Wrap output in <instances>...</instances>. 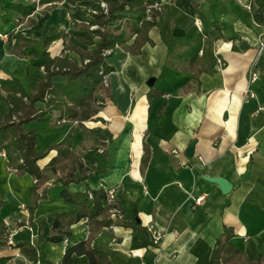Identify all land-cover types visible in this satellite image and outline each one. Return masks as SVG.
<instances>
[{"label": "crops", "instance_id": "1", "mask_svg": "<svg viewBox=\"0 0 264 264\" xmlns=\"http://www.w3.org/2000/svg\"><path fill=\"white\" fill-rule=\"evenodd\" d=\"M259 1L264 15V0ZM9 3L31 4L0 0V60L10 53L8 32L34 40L32 48L42 45L52 30L78 43L73 35L94 19L84 4L62 1L55 8L21 15L20 24L5 25L1 16ZM252 3L166 1L140 53L117 46L105 59L114 69L107 76L111 98L95 93L104 100L98 119L58 124L56 113L46 117L45 121L51 117L50 125L70 128L57 143L70 146L92 172L70 183L69 190H114L122 217L112 215V220H124L128 226H104L92 233L83 219L68 228V245L50 242L53 216L73 205L61 197L59 185L52 186L30 220L26 205L34 179L13 171L8 188L0 183V200L6 202L3 219L15 231L14 245L22 246L6 247L0 256L12 254L11 264L28 260L64 264L67 247L89 239L109 264H209L225 230L245 257H262L264 264V24L255 16ZM123 15L136 24L148 17L137 9L124 10ZM28 19L36 22L26 25ZM177 28L183 36H174ZM135 37L131 34L127 44ZM63 40L56 37L52 48H60ZM8 77L0 70V81ZM152 77L155 83L150 88L147 81ZM105 137L108 145L101 151L98 145L105 143ZM191 141H195L194 156L188 158L185 149ZM54 154L52 150L43 165ZM0 173L5 175L3 170ZM203 176L223 177L232 190L223 194ZM82 177L76 171L75 178ZM201 196L202 204L194 206V199ZM15 200L17 207L12 209ZM20 221L26 225L18 227ZM69 264L90 262L86 255L73 254Z\"/></svg>", "mask_w": 264, "mask_h": 264}, {"label": "trees", "instance_id": "2", "mask_svg": "<svg viewBox=\"0 0 264 264\" xmlns=\"http://www.w3.org/2000/svg\"><path fill=\"white\" fill-rule=\"evenodd\" d=\"M62 1L69 4L83 3V0H41L40 2L50 3L52 6ZM252 1L251 7L255 16L264 24L260 1ZM160 2L161 0H107L108 11L104 13L96 1L92 0L90 7H94L97 13L93 14L94 19L90 24L80 26L82 32L73 35L79 44L69 39L68 34L58 33L55 30H52L42 43L41 60L37 65L42 68L44 77L38 81L32 94H27L15 77L0 81V153H6L10 160L7 161L4 157L6 163L12 164L17 173L20 175L28 173L34 179V185L29 190L30 202L26 205L30 211V220L39 207V201L47 198L48 190L52 186L59 185L61 197L73 205L72 209L56 212L53 216L55 220L51 224V235L48 239L50 242L63 243L66 239L70 241L71 232L68 228L83 219L92 227V233L104 226L119 224L127 227L128 224L124 220L120 222L112 220V210L119 209L115 202L105 203L109 199L107 190H91V188H87L85 192L69 190L70 183L80 182L92 172H89L80 157L70 150V146L62 142L56 143L47 151H38L37 127L32 126V122L42 123L53 113L58 115L59 121L67 123L82 124L98 119V107L104 105V100L95 97V93L99 92L111 98L107 76L114 69L105 59L112 56L117 46L132 54L141 52L142 46L150 41L148 31L156 25V18L163 11V7H155V4ZM193 3L195 6L198 5L197 2ZM35 9L33 3L28 5L9 3L1 16V21L6 25L18 19L17 24H20L23 21L21 15L26 17ZM127 9L147 12L148 17L140 24L131 23L124 19L123 13ZM30 21L31 24L35 23L33 20ZM92 25H97V28L91 29ZM133 33H136V37L133 43L128 45L127 41ZM7 35L10 53L23 57L26 56L27 48L30 49L31 55L36 53L32 48L35 44L34 40L12 32H8ZM60 36H63V41L66 42L65 49L75 53L76 58L69 54L54 56L48 51V46ZM191 69L194 71V77L197 78L199 71L195 68L193 60ZM52 150L55 154L43 165L42 162L48 159ZM145 151L142 166L145 165L148 149L146 148ZM58 171L60 174H57ZM76 171L83 175L81 179L75 178ZM53 174L58 176L48 188L45 183ZM5 203L0 200V251L6 247L15 250L22 246V244L12 246L6 244L11 229L3 219L7 213L3 208ZM24 225H26L25 221L17 222L18 227ZM73 254L86 255L90 264H109L103 252L90 246L89 239L68 246L63 255V263H71ZM12 258V254L2 255L0 264H11ZM261 261L262 257L256 259L245 257L242 250L230 242L229 232L224 230V234L216 241L209 264H262Z\"/></svg>", "mask_w": 264, "mask_h": 264}, {"label": "rangeland", "instance_id": "3", "mask_svg": "<svg viewBox=\"0 0 264 264\" xmlns=\"http://www.w3.org/2000/svg\"><path fill=\"white\" fill-rule=\"evenodd\" d=\"M24 1L35 4L36 10H40V11L41 10L45 11V10L55 8L60 4V2H57L55 3V5L51 6L50 3L42 4L40 2L41 0H24ZM94 1H96L101 11H103L104 13L108 11L107 0H94ZM91 2L92 0L90 2H84L83 0V3L79 2L76 4H82V5L84 4L85 5L84 8L86 9V11L91 16H93V14L97 13V10L94 7H90ZM101 2H104L105 7L101 6ZM165 2L166 0L165 1L161 0V2L157 5L158 6L163 5V3ZM76 4H72V5H76ZM155 7L157 6L155 5ZM30 20H33L34 22H36L34 19H28L26 25L28 24L33 25L30 23L31 22ZM14 22H16L17 24L18 19H15ZM90 28L96 29L97 25H92ZM65 45H66V42L63 41L61 44V47L56 50L55 48L53 49L52 45L50 44L48 46V51L51 52L54 56H64L65 54H69L70 56L74 57L71 51L65 49ZM34 50L36 51L37 54L35 53L31 55L29 53L30 51L29 49L26 51V56L20 57L16 55L15 53H9V54H6L4 58L0 60V70L1 71L3 70V72L9 75L10 77H15L17 80H19V82L21 83V85L23 86L27 94H32L31 92H33V90L36 88L38 81L43 79L42 68L37 65V62L41 60L40 59L41 53L43 51L42 46L41 45L36 46ZM100 107L102 106L99 105L98 108ZM49 119H51V117L47 119L48 121H45L42 123H32V126L37 127V133H38L37 150L40 152L47 151V149L49 150L50 147H52L53 145H55L57 142L60 141V139L62 138V134L68 133L70 129L66 125L64 126L50 125ZM107 141H108V137H105V143L104 144L101 143L98 145L101 151H104L106 145H108ZM3 154H5V156ZM3 156L6 158L7 161H10L8 157L6 156L5 152L0 153V171L2 172L3 170L5 172V175H2V173H0V183L5 184L8 188L9 186L7 184L12 182L14 178L13 176H15V172L13 171H16V170L14 169L12 164L6 163ZM57 176L51 175V177L48 178V181H46L45 186L49 188V186L53 184ZM33 183L34 182L32 180L31 185L28 187L29 190L31 187H33L34 185ZM29 190H28V193H29ZM16 201L17 200H15V202L12 201L13 202V204H11L13 205L12 209L14 207H17L18 202Z\"/></svg>", "mask_w": 264, "mask_h": 264}, {"label": "water", "instance_id": "4", "mask_svg": "<svg viewBox=\"0 0 264 264\" xmlns=\"http://www.w3.org/2000/svg\"><path fill=\"white\" fill-rule=\"evenodd\" d=\"M174 36H183L184 31L180 29H174L173 31ZM155 83V78L152 77L148 79L147 85L148 87H153ZM194 146H195V141H191V143L187 146L185 149V156L188 158H192L194 156ZM250 172V166H248L247 171L245 173V179L249 175ZM205 180L211 183H215L219 186L220 190L222 191L223 194H228L232 190V184L225 178L223 177H214V176H203Z\"/></svg>", "mask_w": 264, "mask_h": 264}, {"label": "built area", "instance_id": "5", "mask_svg": "<svg viewBox=\"0 0 264 264\" xmlns=\"http://www.w3.org/2000/svg\"><path fill=\"white\" fill-rule=\"evenodd\" d=\"M155 5L159 8L162 7V5H160V6H158L157 4H155ZM101 6L105 7L104 2H101ZM248 8H249V6H248ZM2 37H3V35H2ZM61 122H64V121H58V124ZM3 155L5 156V154H3ZM107 192H108L109 199L105 203L114 202V198H115L114 190H107ZM200 204H202V196L194 199V206H198ZM119 213H120V211L117 209L112 210V215L115 216L118 220H120L122 217L121 214H119ZM14 234H15V231H9V235L7 236V239H6V244L8 246L14 245ZM63 243L65 245H68V243H70V241L68 239H66V240H64ZM24 264H41V263L39 260L38 261L28 260V261H24Z\"/></svg>", "mask_w": 264, "mask_h": 264}, {"label": "bare ground", "instance_id": "6", "mask_svg": "<svg viewBox=\"0 0 264 264\" xmlns=\"http://www.w3.org/2000/svg\"><path fill=\"white\" fill-rule=\"evenodd\" d=\"M117 89V88H116ZM122 93V92H121ZM118 94H119V92H118ZM119 95H121V94H119Z\"/></svg>", "mask_w": 264, "mask_h": 264}]
</instances>
